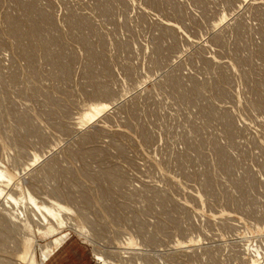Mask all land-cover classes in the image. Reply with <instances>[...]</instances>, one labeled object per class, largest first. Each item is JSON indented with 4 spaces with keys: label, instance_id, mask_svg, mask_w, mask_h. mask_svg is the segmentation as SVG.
Wrapping results in <instances>:
<instances>
[{
    "label": "rangeland",
    "instance_id": "rangeland-1",
    "mask_svg": "<svg viewBox=\"0 0 264 264\" xmlns=\"http://www.w3.org/2000/svg\"><path fill=\"white\" fill-rule=\"evenodd\" d=\"M30 2L51 18V57L14 35L15 22L30 28ZM102 102L109 111L81 126ZM0 165L13 177L1 264L198 251L193 263L245 252L252 264L247 251L264 252V0H0ZM27 191L69 206L67 226L39 229L29 206L7 204ZM65 235L42 263L40 248ZM27 238L34 262L22 259Z\"/></svg>",
    "mask_w": 264,
    "mask_h": 264
},
{
    "label": "bare ground",
    "instance_id": "bare-ground-1",
    "mask_svg": "<svg viewBox=\"0 0 264 264\" xmlns=\"http://www.w3.org/2000/svg\"><path fill=\"white\" fill-rule=\"evenodd\" d=\"M27 11L29 12L28 14V23L30 24V28L28 30V32H25L22 30L21 28V22L17 23H13L15 26V30L14 31V35L16 37H22V35H26V37L28 36V38L30 40H32L33 42L36 41V42H42L44 43V47L46 50V52L48 53V55H54V46L56 44H59L58 41H56L55 39H53L54 37H52V39H47L46 37H44V35L42 34V30L44 26V24L46 23H50L51 24V18L50 16H48V14H45L44 12L40 11L37 6L35 5L34 2H30L29 4H27ZM12 19V18H11ZM83 20V19H82ZM81 22V20H80ZM85 24L87 25L88 22L86 23V21H84ZM83 23V22H82ZM13 25V27H14ZM28 26V27H29ZM47 27V26H46ZM81 27V26H80ZM167 28V27H166ZM171 28V27H169ZM45 30V29H44ZM174 30V29H173ZM20 40V39H19ZM58 40V39H57ZM24 41V40H23ZM27 41V40H26ZM25 42V41H24ZM25 45V44H24ZM59 46V45H58ZM43 47V48H44ZM26 50V49H25ZM24 53L27 55V52L24 51ZM30 52H28L29 54ZM31 54V53H30ZM29 56V55H28ZM97 56V55H95ZM32 57V55H31ZM51 57V56H50ZM29 58V57H28ZM95 58V57H94ZM30 59V58H29ZM33 59V58H31ZM65 61L63 62V60H61L60 62L58 61L56 66L59 68V69H62L65 72H67V68L65 66ZM66 74V73H65ZM92 74V73H91ZM93 75V74H92ZM67 76V75H65ZM95 76V75H93ZM92 76V77H93ZM93 80H97V79H94L92 78ZM92 80V81H93ZM94 84V83H93ZM100 87V86H99ZM98 90V89H97ZM98 92L97 93V97H100L103 98L102 100H104V97L107 99H109L108 97H110L111 95V91L109 89H101L99 91H96ZM96 94V93H95ZM113 94V92H112ZM96 97V96H95ZM115 97V95H114ZM113 98V97H112ZM111 98V99H112ZM106 100V99H105ZM103 102H106V101H103ZM101 103L99 106H93L92 107V110L89 112V114L87 115L85 121H83L81 123V126H85L89 123H91L93 120L97 119V117L103 115L104 113L108 112L110 107L108 106L109 104L107 103ZM25 122H26V119H25ZM27 122H29L27 120ZM25 123V124H28V123ZM35 127V126H34ZM13 180V177L12 175L9 173V171L5 168H3L1 165H0V196L3 194V192L5 191L6 189V186L10 183V181ZM109 181V180H108ZM111 182L114 183L115 185L121 183V180L120 179H111ZM52 202V201H50ZM7 204H10V205H13V207H17L16 209L24 206V207H30L32 213L34 214V217L32 216L33 214H31V216L33 218L37 217L36 218V221H37V227L40 229H43L45 226L49 225L50 223H53L55 224L58 228L60 229H63L67 226V223L65 221V217H64V214H73L74 215V211L69 207V206H65V205H62V203L60 204V202H52V203H47L45 202L44 200H38L34 195H32L29 191H27L26 193H22L21 195V198L19 199H15L12 195H8V199H7ZM25 209V208H24ZM19 210V209H18ZM28 211V210H27ZM20 212V211H19ZM18 213V212H17ZM28 213V212H27ZM76 213V212H75ZM20 215V214H19ZM21 215L23 217L24 220V226L23 228L29 232H33V227L31 225V220L29 219V217L25 214V213H21ZM17 219L19 218V216L17 215L16 216ZM31 217V218H32ZM70 217V216H69ZM72 217V216H71ZM81 218V217H80ZM71 219V218H70ZM68 220V219H67ZM35 222V220H33ZM73 221V219L71 220V222ZM3 222V221H2ZM0 222V225L1 223ZM22 222V223H23ZM33 222V223H34ZM74 222V221H73ZM85 225V224H84ZM75 226V225H74ZM38 229V230H39ZM71 229V227H70ZM80 229L82 231L85 232V228L83 226H80ZM75 230V229H73ZM34 233V232H33ZM89 235V234H88ZM66 238V235L65 236H62V237H59L57 239H55L54 241H52L51 244L45 246V247H42L40 248V253H41V256H42V263H45L48 258H49V255H50V249L52 246L54 245H61L64 243V239ZM3 239V238H2ZM88 240V238H87ZM129 240V239H128ZM196 240V239H195ZM193 240L192 238L189 240L190 243H196V244H199L200 240L198 241H195ZM2 241V240H1ZM35 241H33L32 238H27L23 241L22 245H21V254H22V259H25L26 257H28L30 251H32V259L31 261L34 262L35 260V251L37 250L36 249V246H35ZM89 242V241H88ZM92 244V242L90 243ZM185 243L183 241L181 242H178V245H184ZM94 245V242L93 244ZM62 246V245H61ZM95 246V245H94ZM186 247V245L184 246ZM209 250V249H208ZM241 250V249H240ZM248 250V249H247ZM198 251V250H197ZM202 251V250H201ZM207 251V250H205ZM252 251V253L250 252ZM250 251H247L250 253L251 255V262L252 264H264V252H255L253 250L250 249ZM99 252V251H98ZM199 252V251H198ZM198 252H195L196 255L199 257L201 254H197ZM103 252H100V254H98V260L101 264H131L130 263V260H129V257H124L123 256H117L116 254V257L114 256V254H111V256H106L104 254H101ZM195 253H191L189 252H181V253H175V254H172L169 256V258H166V259H163L161 260V262H157L158 264H168V262H170L168 259H174L172 260V262H180V261H187L189 262V264H200L198 263L199 262V258L197 259L196 258V263L194 262L193 263V259L196 257V255H192V254H195ZM208 253V252H207ZM205 253V254H207ZM247 253H243L241 254L242 256H244L238 263L236 261L237 264H248V260H246V255ZM97 255V254H96ZM249 255V254H248ZM130 256V255H129ZM133 256V255H132ZM238 256V255H237ZM241 256V257H242ZM250 257V256H249ZM209 258V256H208ZM132 261V260H131ZM198 261V262H197ZM133 262V261H132ZM135 262V261H134ZM154 262V261H153ZM153 262L149 263L145 260V263L146 264H152ZM156 262V261H155ZM208 262V261H207ZM227 262V261H226ZM1 264V263H0ZM135 264V263H133ZM137 264V263H136ZM138 264H141V263H138ZM156 264V263H155ZM170 264V263H169ZM208 264H214V262H208ZM216 264V262H215ZM223 264V263H222Z\"/></svg>",
    "mask_w": 264,
    "mask_h": 264
}]
</instances>
